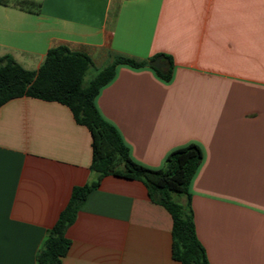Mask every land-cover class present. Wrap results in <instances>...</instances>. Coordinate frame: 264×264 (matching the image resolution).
Segmentation results:
<instances>
[{
    "label": "crops",
    "instance_id": "crops-1",
    "mask_svg": "<svg viewBox=\"0 0 264 264\" xmlns=\"http://www.w3.org/2000/svg\"><path fill=\"white\" fill-rule=\"evenodd\" d=\"M58 45L87 53L96 74L117 58L148 62L115 66L100 114L149 168L198 144L189 195L173 199L191 210L210 264H264V0L0 1V57L38 70ZM160 54L173 60L169 80L149 64ZM91 161V132L67 105L1 106L0 264H37L73 188L98 179ZM172 224L143 181L106 175L67 228L62 262L182 264Z\"/></svg>",
    "mask_w": 264,
    "mask_h": 264
},
{
    "label": "trees",
    "instance_id": "trees-1",
    "mask_svg": "<svg viewBox=\"0 0 264 264\" xmlns=\"http://www.w3.org/2000/svg\"><path fill=\"white\" fill-rule=\"evenodd\" d=\"M25 2L19 1V4ZM159 56L166 60V64L160 69L154 68L163 79L169 80L173 60L165 54ZM91 63L87 53L71 50L65 45L51 47L38 70L25 68L11 55L0 57V108L7 101L20 96L67 105L76 121L91 132L90 168L99 172L96 181L73 188L68 204L60 212L55 224L48 229L43 246L37 252V264H63L62 259L71 245V240L66 236L67 228L75 221L88 194L99 186L104 176L110 174L143 181L151 199L170 212L173 220L172 254L175 259L182 264H210L197 237L191 210L187 211L172 195H189L190 181L203 159L202 148L196 143H190L173 150L167 156L165 166L160 169L136 162L116 127L100 114L95 97L101 87L114 77L118 63L141 67L148 65V62L127 57L117 58L85 84L84 77Z\"/></svg>",
    "mask_w": 264,
    "mask_h": 264
},
{
    "label": "rangeland",
    "instance_id": "rangeland-1",
    "mask_svg": "<svg viewBox=\"0 0 264 264\" xmlns=\"http://www.w3.org/2000/svg\"><path fill=\"white\" fill-rule=\"evenodd\" d=\"M95 74H96V70L94 71V68H93V69L91 68V69L86 73V75H85V77H84V83L87 84V83L90 81V79H91ZM180 195H181V193H174V198H175L177 201H179V200L181 199Z\"/></svg>",
    "mask_w": 264,
    "mask_h": 264
},
{
    "label": "water",
    "instance_id": "water-1",
    "mask_svg": "<svg viewBox=\"0 0 264 264\" xmlns=\"http://www.w3.org/2000/svg\"><path fill=\"white\" fill-rule=\"evenodd\" d=\"M149 64L155 68H162L165 66V63L161 60V58H156L151 61H149Z\"/></svg>",
    "mask_w": 264,
    "mask_h": 264
}]
</instances>
